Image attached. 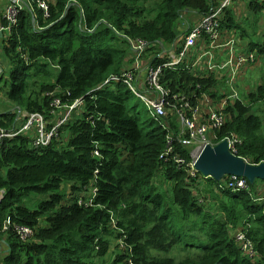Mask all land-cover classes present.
<instances>
[{
    "label": "trees",
    "instance_id": "trees-1",
    "mask_svg": "<svg viewBox=\"0 0 264 264\" xmlns=\"http://www.w3.org/2000/svg\"><path fill=\"white\" fill-rule=\"evenodd\" d=\"M47 1L49 17L30 0L2 38L10 69L6 97L27 112L44 114L47 121L59 117L58 112L63 117L65 106L77 99L83 104L49 145L34 146L27 134L2 140L0 264H129L128 249L135 264H264V203L256 200L264 180L235 192L221 188L225 178L191 177L160 157L168 135L178 134L174 114L157 120L138 112L132 103L138 97L122 82L93 90L121 74L126 64L132 66L130 39L147 41L152 63L163 62L159 42L169 48L183 42L191 29L179 26L182 14L202 17L218 0ZM246 1L253 13L264 10V0ZM1 23L8 25L3 17ZM223 28L241 29L244 39L249 36L232 9ZM247 43L250 52L264 59V42ZM160 80L174 92L198 97L208 92L221 98L214 74L166 69ZM247 96L248 102L226 107L228 118L215 143L233 133L242 140L238 154L261 163L264 118L254 113L253 105L264 101V81ZM58 98L61 109L53 106ZM161 120L170 127H163ZM18 121L16 111L0 113V129L18 127ZM175 147L191 159L183 142L176 140ZM97 148L100 156L94 153ZM162 178L170 185L168 192L160 190ZM95 186L93 204L85 205ZM34 197L43 200L37 203ZM8 216L12 226L3 231ZM15 225L31 227L33 236L22 240ZM239 227L255 243L258 259L242 254L234 236ZM174 250L184 257L177 261L159 254Z\"/></svg>",
    "mask_w": 264,
    "mask_h": 264
},
{
    "label": "built area",
    "instance_id": "built-area-1",
    "mask_svg": "<svg viewBox=\"0 0 264 264\" xmlns=\"http://www.w3.org/2000/svg\"><path fill=\"white\" fill-rule=\"evenodd\" d=\"M30 0H12L5 9L4 19L8 21V25L4 26L1 23L0 17V32H8L11 26L17 22L18 14L22 10L26 3ZM233 0H223L217 7L212 8L211 11L203 15L190 29L189 33L185 36L184 41L180 42L176 51L173 50L170 54L169 59L157 64H150L146 67L143 66V56L146 54L147 48L150 44L142 39H130L129 43L134 51L135 62L129 69L124 70L119 75H113L107 78L102 84L93 90L100 89L112 81L122 82L127 85L134 94L140 98L145 105L148 107L150 115L155 117L157 120L167 119L169 113L176 116L175 122L178 123L179 119L185 128V132H180V126H178V134L175 135L170 133L168 135V145L166 149L161 153V159L164 162L174 161L179 168H184L190 173L191 177L198 178L202 174L195 167L196 157L190 154V160L177 153L175 142H183L184 146L187 145V140L185 136L194 140L198 137L204 136L207 133H211L212 138L216 141L218 135L224 127L227 115L226 107L228 106L227 99H222L219 104H217L208 94L203 93L201 101H194L192 94H187L183 92H174L170 89L164 87L161 84V74L166 69H176L183 61L188 58L185 67L188 69H198L199 67L208 68L209 70L216 71H226L230 81H233L237 77V73L240 72L241 68L255 61L256 54L250 52L249 54L243 53L235 56L233 40L228 42H223V21L226 19V13L231 6ZM38 8H40L45 17H49V3L47 0H36ZM36 15V14H35ZM34 27H39L37 21L33 22ZM202 38H207V45L203 52L198 54V56L193 59L191 56L195 55V48L199 40ZM159 45H162L159 43ZM230 46V57L225 60H218L215 55V50ZM164 47V46H163ZM161 54H159V57ZM133 72H138L140 75L146 78V90L141 91L136 88L135 82L133 81ZM241 73V72H240ZM92 90V91H93ZM235 97V96H234ZM83 104L82 99H77L72 105H67L65 115L60 117V112H58L59 117H56L54 121H47L44 114L40 112L26 113L23 115L25 118L24 123L19 127H15L11 130L0 129V144L5 138H13L20 134H27L32 139L34 146H44L49 145L54 138L59 137L60 126L68 120L71 112L76 109L79 105ZM53 106L56 109H61L63 107L61 100L55 99L53 101ZM23 114V113H22ZM21 114V115H22ZM20 115V116H21ZM51 120V119H50ZM161 125L163 127L169 128L170 125L167 122L161 120ZM34 132V136H30V132ZM185 133V134H183ZM184 135V138L182 136ZM228 142V148L234 155L240 156L238 154V144L242 142L235 134H230L225 136L221 141ZM220 142V141H219ZM216 143H214L215 145ZM206 145V144H205ZM203 145V147L205 146ZM202 147V148H203ZM95 155L100 156L98 148L95 150ZM244 158L243 156H240ZM247 162L253 163L246 158ZM203 175V174H202ZM206 177V176H205ZM233 180L221 184V188L224 190L231 189L232 191H248L249 181L245 177H238L231 175ZM88 199L85 201V205H92L97 194L98 188L92 187L89 189ZM4 198V191L0 190V203ZM256 200L260 203H264V192L259 194ZM84 201L80 199L82 204ZM12 226L11 216H8L4 226L3 231L10 229ZM14 229L17 231L18 235L22 240H27L33 236L34 231L29 226H19L15 225ZM235 240L238 243L241 252L244 256L249 259H258L259 251L257 250L255 243L247 238L246 233L243 228L236 229L234 232ZM125 239L126 236H123ZM120 246L124 247V244L120 242ZM130 257L128 260L129 264H135L132 254L129 249L127 250Z\"/></svg>",
    "mask_w": 264,
    "mask_h": 264
},
{
    "label": "rangeland",
    "instance_id": "rangeland-1",
    "mask_svg": "<svg viewBox=\"0 0 264 264\" xmlns=\"http://www.w3.org/2000/svg\"><path fill=\"white\" fill-rule=\"evenodd\" d=\"M7 1H8V3L12 2V0H7ZM24 1H26V0H24ZM150 1H152L151 3H154L157 0H150ZM150 1L148 2L149 6L151 5ZM230 7L236 9V11H235L236 17H239V16L241 17L240 21H242V22H240V24L242 25V27L245 28L247 25V27L249 28L248 30L244 29L245 31L249 32V36L247 37V42L250 40H253L257 43L264 42V35L262 33H260L262 28H264V10L258 14L253 13V10L248 7L246 0H243L242 2H240V0H233ZM247 15H248V17H246ZM181 22H182V19H181ZM248 46H249V44L247 43V46H245V47H248ZM149 55L150 54L148 53L147 57H145L146 60L149 58ZM132 56H133V63H134L135 62V55L132 54ZM0 62L4 65V74H5L4 79L0 82V113H3L5 111L17 110L19 108V106L15 102H13L12 100H10L6 97L5 79L8 78L10 69H9L8 64L6 63L7 59L5 62V59H3L2 55H0ZM130 64H131V62L128 65L127 64L125 65L126 69H129L128 66ZM132 78H133V81L135 82V86L137 89H139L141 91L146 90L147 84H146L145 76L140 75L138 72H133ZM236 80H237V82H236L237 86L236 87H237V90L239 91L238 92L239 96L242 95L241 97L245 99V102H248L249 99L247 97V92L255 90L256 87L264 81V59L259 60L257 66L254 70H250L246 74L243 73ZM217 81H218L217 88L219 89V91L225 90L228 87V85L230 84L226 78L222 77V75L217 76ZM29 95H30V91L27 93L26 98H28ZM132 103L136 104V108L138 109V112L143 113L145 116L150 115L149 109L145 105L144 102L142 103L141 101H139L138 98L135 97L132 99ZM20 107L23 110H25L24 105H22ZM253 109L256 113L260 114L261 116L264 115V103L254 104ZM24 121H25V118L22 116L21 123H23ZM177 125L180 126V130H179L180 132H185V128L183 127L180 119H179ZM183 134H185V133H183ZM29 135L33 137L34 132L31 131L29 133ZM212 136L213 135H211V133H207L206 135L198 137L194 140L185 136V139L187 140V145L185 146V148L188 151H190V154L192 153L193 156L198 155L200 153L203 145H205V144L214 145L215 140L212 138ZM182 138H184V135L182 136ZM159 177L157 176V179H159ZM224 178H225L226 182H230L231 180H233V177H230V176H226ZM159 183H160V187H161L160 190L168 192V190L170 189L169 188L170 185L168 183L167 184L164 183L163 178L161 179V181ZM41 200H43L42 197H34V202L39 203ZM30 206H31V208L36 207L35 204H30ZM214 213H217V212L214 211ZM114 243H115V245H118V240H115ZM159 254L163 257H167V256L174 257L177 261L181 260L185 255V253L178 252L175 250L171 251L168 254H166V253H159ZM109 261H110V259L108 260V262Z\"/></svg>",
    "mask_w": 264,
    "mask_h": 264
},
{
    "label": "crops",
    "instance_id": "crops-1",
    "mask_svg": "<svg viewBox=\"0 0 264 264\" xmlns=\"http://www.w3.org/2000/svg\"><path fill=\"white\" fill-rule=\"evenodd\" d=\"M223 0H218V2H219V4L222 2ZM9 3H8V1L7 0H0V16L2 17V16H4V13L3 12H5V9H6V7H7V5H8ZM218 4V5H219ZM229 9H232V12H235L236 11V9H234V8H232V7H229ZM228 9V10H229ZM200 17H201V15H199V14H197V13H192V12H189V11H185L183 14H182V26L181 25H179L180 27H182V29H188V28H190V27H192L199 19H200ZM246 17H248V15L246 16ZM190 20V21H189ZM241 20V17L239 16L238 17V21L239 22H242V21H240ZM242 26V25H241ZM223 27V26H222ZM247 30L249 29L248 27H247V25H246V27H245ZM222 32H223V42H228L229 40H233V47H234V53H235V56L236 55H238V54H243V53H250V49L248 48V47H245V46H247V38L246 39H244L243 37H242V31H241V29H238L237 31H235L234 29H232V30H230V32L229 31H227V32H225L224 31V28L222 29ZM260 33H262L263 35H264V28H262V30L260 31ZM7 32H4V35L5 36H7ZM4 35H2L1 37H0V55H2L3 56V59H5V62H6V57H5V55H4V52H3V49H2V38L4 37ZM159 43H161V42H159ZM179 43H180V41L179 42H176L174 45H172L171 47H169V48H167V47H165V45L163 44V43H161V44H163V46L162 45H160L161 47H162V53H161V57L162 58H165V59H169V56H170V54H172V52H173V50L174 51H176L177 50V48H178V45H179ZM206 45H207V38H202L201 40H199L198 41V43H197V45H196V48H195V52L196 53H201V52H203L204 51V49H205V47H206ZM230 49H231V47L230 46H224V47H221V48H219V49H217V50H215V55H216V58H218V60H225L227 57L229 58L230 57ZM178 51V50H177ZM149 52H147L144 56H143V66L144 67H146V66H148V65H150V64H152V62H153V57L152 58H150V56H149V58L146 60L145 59V57H147V54H148ZM255 54H256V56H255V61L254 62H252L251 60H249L248 62H250V63H248V64H246V65H244L242 68H241V70H240V72L239 73H237V77L231 82L230 80H229V77H228V75H227V72L226 71H216V70H209L208 68H204V67H199L198 69H188L187 67H185L186 66V64H187V61H188V58H186V60L185 61H183L182 62V64L178 67V68H176V69H172V70H177V69H187L188 71H191L193 74H195V75H202V76H206V75H208V74H214L215 75V77H216V79H217V76L218 75H222V77L223 78H226L228 81H229V85H228V87L225 89V90H223L222 92H220L219 91V93L218 94H220V97L221 98H215V97H213L210 93H208V92H203V93H206V94H208L217 104H219L220 103V101L222 100V99H227V100H229L228 101V105L229 104H235V102L236 101H241V102H245V99L244 98H242L241 96H239V91L237 90V78H239L243 73H247V72H249L250 70H254L255 68H256V66H257V64H258V62H259V60L261 59L262 60V58L256 53V52H254ZM150 54V53H149ZM193 59H194V57H193V55L191 56ZM7 63V62H6ZM9 74H10V72H9ZM4 76H5V74H4V65L0 62V82L4 79ZM9 77V76H8ZM236 80V81H235ZM5 81H6V79H5ZM211 91H213V89L211 88ZM250 92H252V91H249V92H247V95H248V93H250ZM202 93V94H203ZM188 94V93H187ZM202 94L198 97L195 93H193L192 94V96H193V99H194V101L196 102V101H201V97H202ZM235 96V97H234ZM248 97V96H247ZM244 99V100H243ZM259 103H264V101L263 102H259ZM256 104V103H255ZM254 106V105H253ZM10 111H16L17 112V114H18V126L20 125H22L23 123H21V120H22V116L24 115V114H26V113H28L26 110H23V109H20V107L17 109V110H10ZM253 111H254V109H253ZM5 112H8V111H5ZM5 112H3V113H5ZM23 113V114H22ZM254 113H256L255 111H254ZM22 114V115H21ZM256 114H258V113H256ZM21 115V116H20ZM258 115H260V114H258ZM261 116V115H260ZM261 117H263L264 118V115L263 116H261ZM227 118H228V115H227ZM19 126V127H20ZM223 139V138H222ZM220 142H221V140H220ZM219 143V142H218ZM217 144V143H216ZM262 191H264V184H262L261 185V188L260 189H258V192H257V194H261L262 193ZM242 227H239V229H241Z\"/></svg>",
    "mask_w": 264,
    "mask_h": 264
},
{
    "label": "water",
    "instance_id": "water-1",
    "mask_svg": "<svg viewBox=\"0 0 264 264\" xmlns=\"http://www.w3.org/2000/svg\"><path fill=\"white\" fill-rule=\"evenodd\" d=\"M3 33L0 32V37ZM195 167L206 177L221 181L226 176L245 177L250 183L264 180V162L252 164L234 155L227 141L215 145L206 144L196 157Z\"/></svg>",
    "mask_w": 264,
    "mask_h": 264
},
{
    "label": "bare ground",
    "instance_id": "bare-ground-1",
    "mask_svg": "<svg viewBox=\"0 0 264 264\" xmlns=\"http://www.w3.org/2000/svg\"><path fill=\"white\" fill-rule=\"evenodd\" d=\"M228 190H231V189H228ZM232 191V190H231ZM239 191V190H238Z\"/></svg>",
    "mask_w": 264,
    "mask_h": 264
},
{
    "label": "clouds",
    "instance_id": "clouds-1",
    "mask_svg": "<svg viewBox=\"0 0 264 264\" xmlns=\"http://www.w3.org/2000/svg\"><path fill=\"white\" fill-rule=\"evenodd\" d=\"M201 18V17H200Z\"/></svg>",
    "mask_w": 264,
    "mask_h": 264
}]
</instances>
